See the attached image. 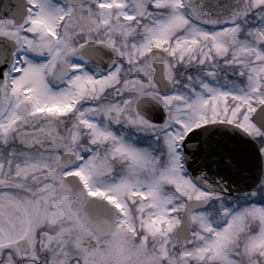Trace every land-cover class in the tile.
<instances>
[{
  "label": "snow or ice",
  "instance_id": "obj_1",
  "mask_svg": "<svg viewBox=\"0 0 264 264\" xmlns=\"http://www.w3.org/2000/svg\"><path fill=\"white\" fill-rule=\"evenodd\" d=\"M0 264H264V0H0Z\"/></svg>",
  "mask_w": 264,
  "mask_h": 264
},
{
  "label": "water",
  "instance_id": "obj_2",
  "mask_svg": "<svg viewBox=\"0 0 264 264\" xmlns=\"http://www.w3.org/2000/svg\"><path fill=\"white\" fill-rule=\"evenodd\" d=\"M230 143L234 146V167L232 169L218 168L214 171L217 178L223 177L232 193H241L250 190L256 180L260 167L259 158L255 147L236 135L230 137Z\"/></svg>",
  "mask_w": 264,
  "mask_h": 264
}]
</instances>
